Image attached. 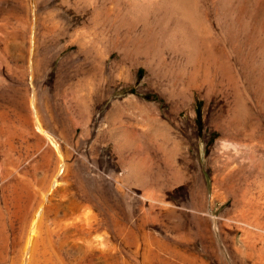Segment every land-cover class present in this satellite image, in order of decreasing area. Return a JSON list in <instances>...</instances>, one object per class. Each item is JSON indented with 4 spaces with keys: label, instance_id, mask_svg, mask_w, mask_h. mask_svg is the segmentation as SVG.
<instances>
[{
    "label": "rangeland",
    "instance_id": "obj_1",
    "mask_svg": "<svg viewBox=\"0 0 264 264\" xmlns=\"http://www.w3.org/2000/svg\"><path fill=\"white\" fill-rule=\"evenodd\" d=\"M182 1L126 45L108 1L0 0V264L39 207L32 264H264V0Z\"/></svg>",
    "mask_w": 264,
    "mask_h": 264
},
{
    "label": "bare ground",
    "instance_id": "obj_2",
    "mask_svg": "<svg viewBox=\"0 0 264 264\" xmlns=\"http://www.w3.org/2000/svg\"><path fill=\"white\" fill-rule=\"evenodd\" d=\"M104 1H108V2H104ZM210 1H212V0H210ZM103 2L104 3H103V10L102 11L105 14L104 15L105 19H106V17L109 18L111 16H114V19L118 18L119 16L121 17L122 11L128 12L129 14H132L134 16V18L133 17H131V18L128 17L125 20V22L123 21L122 18H119L118 21L117 20H113V21H117L119 23V25H120L119 29L123 28L121 31H119V33L116 36L117 37L116 38L117 42L121 43V44H126L127 45L128 43L132 42L131 39H128V35H129V32H130L131 29L135 30V27H134L135 20L134 19H137L139 17L145 19V18H147L149 16L154 17L156 13H161V16L158 19L155 18L156 20H158L157 22L161 23L164 20H166V21L169 20V21L172 22V20H174V18H176L177 14H178V15H182V17L184 18V23L185 24H189V25L191 24L190 25L191 28H193L192 26L194 25V22H195V20L194 21L192 20V13H193L192 9L193 8L189 7L188 4H186L182 0H103ZM245 4L246 3H244V0H220V6L219 7L223 6L224 10H226V12H225L226 15L223 13V11L221 12L225 16V18H227L228 20L233 21V22L238 24V22L243 21L245 19V16L248 15V12H246L244 10ZM221 10H223V9H221ZM193 17H195V15H193ZM193 19H195V18H193ZM148 20H149V18L146 19V22H148ZM230 21H228V22H230ZM184 23L180 24L181 29H185V27L182 26ZM185 24H184V26H185ZM263 24H264L263 21L259 22L258 28L257 29H253V31L257 32L256 33V34H258L257 36H262L261 39H263V43H264V36H263V34H264V25ZM199 30H200V33H201V29H199ZM186 34H188V33H186ZM197 36H199V34ZM200 37L201 36H199V38ZM169 39H172V38H169ZM182 41H183V43H185L190 48V51H192L191 56H193L194 59H196V60L204 59L206 57V55L207 54L209 55L210 52H211V50L209 48L207 49V51L204 49V47L207 46L206 44H204V41L203 42L202 41H198L195 38V36L193 37V35L192 36L187 35V37L185 36ZM205 43H207V42L205 41ZM210 44H211V42H210ZM211 54H212V52H211ZM34 104H35V102L32 99V105H34ZM34 115H36L35 121H36L37 130L39 132H41V133H44V129H43L41 123H40L39 117L37 116L38 114H37L36 109H34ZM52 117H50V118H52ZM47 138L52 143V145L56 146V143L52 140L51 137H49L47 135ZM54 184H55V180H53L52 186H54ZM42 214H43V210L39 207L38 210H36L34 216H31V214L28 215L27 217H24V218L22 216L23 219L21 218L22 220H20L21 224H22V228L21 229H23V234H22V236L20 238L19 243H17V244H19V249H18L19 254H21V258L19 260L20 264H32L33 262H35L34 261V257H33V254H34L35 250H33L34 249L33 247L35 245L34 241L36 239H38V235H39V232H40V230H39V219H40V216ZM76 219L74 218V220H76ZM118 219L119 218L112 219V220L109 221L110 228H112L115 233L120 232V230H122V227L124 225L123 220L121 221V219H119V220ZM73 221L71 223H69V224H74ZM80 221L82 223L81 225L88 226L90 224V223H88L89 220H87V219H81ZM77 223L78 222H76L75 225ZM38 230H39V232H38ZM137 236L138 235L136 234V231L134 229L130 230L127 233L126 237L124 236L125 237L124 245L127 246L126 248H129V250H133V249H135L137 247V241H138V239H137L138 237ZM120 242H121V240H120ZM120 251H121V249H120ZM38 263H39V261H38ZM44 264H45V262H44Z\"/></svg>",
    "mask_w": 264,
    "mask_h": 264
}]
</instances>
